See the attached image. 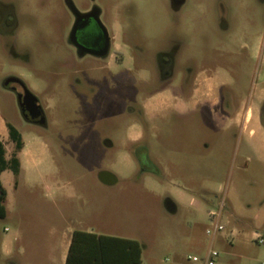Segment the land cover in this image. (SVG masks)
<instances>
[{
	"label": "rangeland",
	"instance_id": "rangeland-1",
	"mask_svg": "<svg viewBox=\"0 0 264 264\" xmlns=\"http://www.w3.org/2000/svg\"><path fill=\"white\" fill-rule=\"evenodd\" d=\"M13 1L16 39L0 40V140L20 167L0 175V264H42L49 255L56 264L62 234L73 231L136 241L140 264H192L211 250L215 264H264V129L240 118L247 108L264 114V0H185L177 13L167 0H122L126 60L107 68L78 60L57 39L63 13ZM160 52L174 55L166 84ZM186 71L212 78L227 116L204 110L197 124L177 106L140 116L167 84V99L181 98ZM16 80L37 99L45 128L22 119L8 90ZM7 124L21 136L17 153ZM102 171L116 184H101ZM209 212H220L222 230L207 235L216 223Z\"/></svg>",
	"mask_w": 264,
	"mask_h": 264
},
{
	"label": "flooded vegetation",
	"instance_id": "flooded-vegetation-1",
	"mask_svg": "<svg viewBox=\"0 0 264 264\" xmlns=\"http://www.w3.org/2000/svg\"><path fill=\"white\" fill-rule=\"evenodd\" d=\"M37 2L36 7L39 11L49 10L53 7L64 14L65 21L60 27L61 34L57 39L68 45L75 58L80 61L85 59L92 66L101 68H107L113 64L118 66L124 64L126 58L122 51L126 48V44L120 16L121 7L124 4L122 0H54L52 5H50V0H37ZM185 2V0H167L168 8L176 13L181 10ZM17 7V3L13 0H0V40L13 41L16 39L12 35V31L18 27ZM25 7L28 6L25 5ZM156 57L161 75L160 81L166 84L172 78L174 55L169 52H160ZM202 79L203 77L198 74L186 71L181 80L182 95L179 98L181 105L178 109H180L182 118H186V120L193 118L197 124H199V116L202 111L213 112L217 116L227 115L224 111L226 112L229 106L227 98H222L221 91L218 89L214 94L215 106L213 108L206 107L202 92ZM21 86L23 84L16 80L8 85V90L16 98L22 119L31 126L45 128L46 122L42 108L39 115L34 117L36 115L26 105L22 108L19 107V104H27L23 98L18 102L16 92ZM169 88L170 86L167 84L149 97L140 107V116L151 119L153 116L162 117L163 114L166 115L168 111L173 110V107H166L160 112L149 114L147 109L150 100L158 95L171 98L172 91ZM262 116L264 117V114L259 111L261 126ZM42 118L44 123L39 125L38 122Z\"/></svg>",
	"mask_w": 264,
	"mask_h": 264
},
{
	"label": "trees",
	"instance_id": "trees-1",
	"mask_svg": "<svg viewBox=\"0 0 264 264\" xmlns=\"http://www.w3.org/2000/svg\"><path fill=\"white\" fill-rule=\"evenodd\" d=\"M264 128V117H261ZM8 138L14 144L15 152L22 149L19 133L6 125ZM19 161L16 156L5 158V150L0 142V175L9 169L14 175L19 173ZM6 192L0 182V219L6 215L4 201ZM141 246L133 240L109 236H97L81 231H73L64 264H140Z\"/></svg>",
	"mask_w": 264,
	"mask_h": 264
},
{
	"label": "crops",
	"instance_id": "crops-1",
	"mask_svg": "<svg viewBox=\"0 0 264 264\" xmlns=\"http://www.w3.org/2000/svg\"><path fill=\"white\" fill-rule=\"evenodd\" d=\"M261 79H262V82L264 83V74H263V77ZM202 87H203L202 92H203L205 106L213 108L215 106L214 94H215L217 88L212 83V78L211 77H203ZM260 93H261V99H262L264 96V87L261 89ZM177 100H179V98L177 96H174L172 101H171V99L169 100L167 98H164L163 95H158L156 98L150 100V104H147V109L149 111V114H152V113L160 112L161 110H164L166 107H173V108H174V106L179 107L181 104H174V102H176ZM165 102H168V104H165ZM179 102H180V100H179ZM170 103H172V104H170ZM243 113L244 114L242 116H240V118H241V121H242L244 127L246 125H249L253 120L259 119V112L256 111V114H255L254 110H252L250 108H247L246 110H244ZM224 116H227V115L220 114L221 118H224ZM259 125H260V122H259ZM261 128L264 129L262 126H261ZM253 136L254 135H252V131H249L248 137H253ZM137 141H139V138L134 139L133 143L137 142ZM0 142L2 143L1 140H0ZM72 233L73 232H67L66 234H62L61 243H62L63 247L61 248V251L58 255V262L56 264H64L65 263V259H66L67 253H68V248L70 245ZM86 233L95 234L97 236H108V235H101V234H96V233H92V232H86ZM47 235H48V237L53 238L56 234L54 232H49ZM109 237H114V236H109ZM115 238H120V237H115ZM18 240H19V235L17 236V238H14L13 242L14 241L17 242ZM5 249H6V253L8 256L13 255L14 251H13L11 245H10V247H8L7 244H5ZM12 264H17V263L12 262ZM42 264H55L54 256L49 255L47 260Z\"/></svg>",
	"mask_w": 264,
	"mask_h": 264
},
{
	"label": "water",
	"instance_id": "water-1",
	"mask_svg": "<svg viewBox=\"0 0 264 264\" xmlns=\"http://www.w3.org/2000/svg\"><path fill=\"white\" fill-rule=\"evenodd\" d=\"M16 94H17L18 102H20L21 98H23L24 101L27 103V104H19V107L22 108L24 105H26L36 115L34 117H37L39 115V111H41V107L38 104L37 99L23 86H21L17 90ZM43 123H44V119L42 118L38 122V124L42 125ZM97 179L101 184L106 186H113L117 182V179L113 174L104 171L98 173ZM164 206L169 213H174L175 208L170 201H166Z\"/></svg>",
	"mask_w": 264,
	"mask_h": 264
},
{
	"label": "built area",
	"instance_id": "built-area-1",
	"mask_svg": "<svg viewBox=\"0 0 264 264\" xmlns=\"http://www.w3.org/2000/svg\"><path fill=\"white\" fill-rule=\"evenodd\" d=\"M208 216H209V219L211 221H215V225L213 226V229L212 231H206V234L207 235H210V234H214L216 232H219L222 230V227L218 225V220L220 218V212H209L208 213ZM257 243L258 244H261L262 241L259 240V238H257ZM218 258V254L211 250L207 253V255L205 256V258L203 259H199L197 257H192L190 258L189 260L191 261L192 264H215L216 260Z\"/></svg>",
	"mask_w": 264,
	"mask_h": 264
}]
</instances>
